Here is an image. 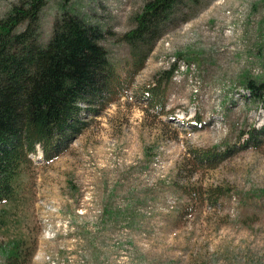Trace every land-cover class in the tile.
Masks as SVG:
<instances>
[{
    "label": "rangeland",
    "instance_id": "374dc122",
    "mask_svg": "<svg viewBox=\"0 0 264 264\" xmlns=\"http://www.w3.org/2000/svg\"><path fill=\"white\" fill-rule=\"evenodd\" d=\"M24 1L0 0V19ZM43 1L42 42L64 7L125 75L122 37L147 0ZM196 9L65 153L22 165L0 204V264L19 251L20 264H264V0ZM156 85L164 112L147 110Z\"/></svg>",
    "mask_w": 264,
    "mask_h": 264
},
{
    "label": "trees",
    "instance_id": "16d2710c",
    "mask_svg": "<svg viewBox=\"0 0 264 264\" xmlns=\"http://www.w3.org/2000/svg\"><path fill=\"white\" fill-rule=\"evenodd\" d=\"M200 0H147L136 27L122 37L131 63L121 75L101 45L102 32L62 8L50 39L40 37L43 0L12 5L0 19V204L14 196L22 165L40 146L44 160L65 153L99 117L128 92L157 42L171 29L195 18ZM175 67L166 72L172 78ZM253 89V85L250 84ZM160 86L147 93V110L166 108ZM254 91V90H253ZM256 92V91H255ZM204 162L227 155L210 151ZM22 252L7 264H20Z\"/></svg>",
    "mask_w": 264,
    "mask_h": 264
}]
</instances>
